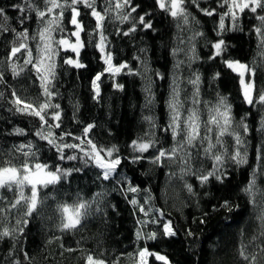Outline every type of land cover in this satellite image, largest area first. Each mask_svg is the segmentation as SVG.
Wrapping results in <instances>:
<instances>
[{"label":"trees","instance_id":"1","mask_svg":"<svg viewBox=\"0 0 264 264\" xmlns=\"http://www.w3.org/2000/svg\"><path fill=\"white\" fill-rule=\"evenodd\" d=\"M221 0H200V6L204 8L217 7ZM25 0H0V8L6 10L4 16L0 15V71L4 72L5 81L0 82V93L4 97L0 98V166H9L4 161H9L11 165L20 167L24 157L14 151L15 146L27 143L31 140L39 148L37 156L40 162L49 165L59 163L64 168H82L81 172H74L71 177L48 188L39 189V200L37 210L30 217V224L26 228V233L19 237V242L13 248L14 240L5 238L0 240V264H11L15 259H19L21 264H29L24 259V251L32 258V264H84V257L88 252L105 259L109 264H136L138 259L137 250L147 246L151 251H158L168 256L171 264H246V261L239 255L241 245L247 246L249 257L256 254L259 264H264V253L260 252L258 245H264V237H260L261 221L258 219L264 215V194L257 193L255 203L249 201L253 199L241 191L251 175V169L257 166L256 147L264 143V134L257 131L259 128V114L253 108L242 101L239 89V78L237 74L221 66L220 60L208 61L211 54L206 46L207 41L216 39L213 31L219 22V16L208 17L191 7L190 11L198 18L200 24L198 31L204 33L203 37L196 40V52L200 59L193 61L192 66L185 64L180 75L185 79L191 73L199 72L201 75L200 93L203 101L215 103L217 94L220 93L229 98L233 105L234 116L239 119L246 112H251L248 123L251 131L247 136L249 164L239 168L229 165L227 171L229 178L224 185L215 181L201 187L192 177L187 181L194 186L198 195L190 196L184 189V181L179 178L177 165L167 159L162 166L154 165L150 162L155 151L139 163H131L125 159L122 162L120 171L127 175L132 186H138L137 193L124 192L120 190L115 181L109 183L97 178L98 170L92 165H85L82 160L58 161L53 151L48 148L43 141L35 137V132L40 128L38 118L15 113L12 105L8 102L11 99V91L15 89L17 95L26 102H33L40 96L39 81L30 66L20 77L13 78L7 65V55L12 46L15 34L3 31L4 27L22 31L29 29L30 35L35 34L41 27L38 24L34 13L31 11L20 12L13 5H23ZM37 3L43 8L42 0ZM103 3V0H98ZM135 4L140 5V14L146 11H153L154 32L145 34L143 31L133 33L130 36H122L115 29L122 28L127 31L129 24L120 25L114 19H110L106 24V35L108 36L110 49L114 51V63L128 61L133 70H141L140 61L134 59L141 55L149 61L150 67L155 71L164 74V79H159L153 74V91L155 93V104L151 112L145 107V79L141 75H130L124 70L115 80L124 85V89L117 90L112 87V79L107 74L102 77L101 98L94 100L91 90V79L96 72L102 71L103 61L100 53L92 46H86L81 51V60L87 65L83 69H75L63 65L66 56H73L71 51L64 52L56 57L58 64L57 88L59 96L54 100L62 106L63 127L60 131H70L79 135L83 126L88 123L95 125L91 132V138L98 145L111 147L118 146L122 150V155L128 157V148L131 140L143 136L148 131V124L143 120L145 115L156 117L157 126L153 129L156 137L160 141V146L170 148L175 143L171 134L163 131L168 122L165 101L169 94V84L171 79L172 66L175 59L184 60L185 55L180 54L173 57L172 49L178 46V36L186 38L191 35L190 31H181L177 28V21L166 13L159 11L153 4V0H135ZM218 11L223 9L217 8ZM264 15V12H260ZM25 15L30 17L24 25L19 23V17ZM114 16V13H113ZM238 27L242 31H227L223 35L230 45L229 54L232 58L248 64L256 71L257 86H264V57L260 55L262 49L258 47V36L253 31L254 26H260V22L255 19L254 14L246 10L239 14ZM70 19V15L68 16ZM83 21L89 27L82 33V39L87 43V32L94 27L95 21L90 16L85 15ZM225 25L231 29L232 21L225 19ZM66 28L71 31L70 25L65 23ZM59 39L60 33H54ZM38 39V37H37ZM74 41V38H72ZM95 39L98 41L99 36ZM37 41L29 40V46L36 55L35 46ZM19 41H16L18 46ZM180 47L187 45L180 44ZM140 48H146V53H139ZM23 56L26 53L18 54L19 58H14L13 62L23 65ZM221 72V77L215 81L212 76L215 71ZM188 94L192 88L186 83L183 85ZM41 97V102H42ZM79 106L76 112L75 105ZM79 123L73 120V113ZM206 119V113L204 115ZM21 128L25 130V135L19 136L13 133V129ZM229 145L232 141L226 138ZM74 142V141H68ZM68 154H73V150H68ZM77 155H80L78 150ZM103 154V153H102ZM201 161L203 167L211 168V160L199 157L194 163V167L200 168ZM36 161H33V163ZM177 173L172 176L171 173ZM258 186L264 189V179L257 178ZM127 185H125L126 187ZM149 190L148 192L144 191ZM97 193H102L99 198V205L103 209L96 211ZM207 193V195H205ZM25 195L30 196V188L25 189ZM149 195L151 202L145 203ZM0 196L5 201H13L16 196L13 191L7 188L0 189ZM136 198L143 204L144 212H140L139 207H134L129 203L132 198ZM220 197L231 199L235 207L231 213L226 211L214 212L212 205L217 203ZM93 201L91 214L83 221L82 226L75 232H61L59 230L60 214L57 205L68 203L72 205L79 200ZM0 207H7L5 202H0ZM150 209L152 211H150ZM159 209L165 213L161 219H172L178 229V235L171 238H159L157 240L141 239L137 241L136 233L140 229L142 233L158 231L162 228L156 224L142 225L137 221H148L159 213L154 210ZM26 205L21 204L17 209L8 214V218L0 217V229L5 226L15 225L16 219L23 217ZM207 212L206 222L201 224L199 218ZM195 221V222H193ZM191 227L195 233L194 237L186 236V229ZM257 239L254 241L253 237ZM79 241V245L77 244ZM63 245V247H61ZM77 249L69 252L67 248ZM14 251V256H9V252ZM103 254V256H101ZM150 264H162L154 257L149 258Z\"/></svg>","mask_w":264,"mask_h":264},{"label":"snow or ice","instance_id":"2","mask_svg":"<svg viewBox=\"0 0 264 264\" xmlns=\"http://www.w3.org/2000/svg\"><path fill=\"white\" fill-rule=\"evenodd\" d=\"M154 6L161 12L177 21V28L183 31H190L191 35L186 38L178 36V46L172 49L173 57L180 54L185 55L184 60L175 59L172 66L171 79L169 84V94L165 101L167 109L168 122L164 127L165 133L171 134L172 140L175 142L172 147L165 148L160 146V141L156 137L154 128L157 126L156 117L149 114L143 116V120L148 124V131L140 137L131 140L128 145L130 155L125 157L122 155V150L116 146L106 147L98 145L91 138V132L95 125L88 123L83 126L79 135L70 131H60L63 127L61 104L55 103L54 100L59 96L57 88L58 64L56 57L60 54V50L64 52L71 51L73 56H66L63 59V65L70 66L75 69L86 68L87 65L81 60V51L86 46H92L100 53V59L103 61L102 71L96 72L91 79V90L94 100L101 98L102 77L107 74L112 79V87L117 90H123L124 85L120 84L115 78L124 70L130 75H141L145 79V105L144 107L151 112L152 106L155 104V93L153 91V74L159 79H164L165 76L159 71H155L150 67L146 57L137 55L134 59L140 61L141 70H133L128 61L114 63V51L110 49L111 42L106 35V24L110 19H114L120 25L130 23L127 31L122 28H116L115 31L122 36H130L133 33L143 31L145 34L154 32V12L149 10L140 14L138 9L140 5L135 4V0H103V3H98V0H42L43 8L37 3V0H25L23 5H13L15 9L24 13L31 11L34 13L36 21L42 26L36 30L35 34L30 35L27 27L22 31L16 29L3 28L5 32H12L15 38L12 41V46L7 55L8 69L11 71L13 78L20 77L29 68L35 73L36 79L39 81L41 90L40 96L36 97L33 102H26L17 95V91H11V99L8 101L15 113L28 115L38 118L40 128L35 132V137L39 141L45 142L50 148L55 158L58 161L82 160L84 164L92 165L97 172V178L102 181L112 183L124 192L137 193L140 191L138 186H132L126 174L120 171L122 162L125 159L131 163H139L145 160L151 151H155V155L151 156L150 162L154 165L162 166L167 159L171 163L177 165L179 169V178L184 181V189L190 196L198 195L194 190L193 184L187 181L190 176L194 178L203 188L215 181L220 185H224L229 178L230 173L227 171L229 165L237 168L248 165V140L247 136L251 131V126L248 123V117L251 112H246L237 119L233 113V105L229 98L220 93L217 94L215 103L203 101L200 93L201 75L199 72L191 73L185 79L180 75L182 67L187 64L192 66L193 61L200 59L196 52V40L198 37H203L204 33L198 31L197 26L200 24L198 18L190 11L191 7H195L197 11L205 16H219V22L213 31L216 34L214 41L209 40L206 46L209 48L210 55L208 61L215 62L220 60L221 66L237 74L239 78V89L242 101L250 106L259 114L258 132L264 134V86H257L256 71L246 63L232 58L229 54L230 45L223 33L231 30L237 31V21L239 14L245 13L246 10L254 14L255 19L260 22V26H254L253 31L258 36V47L262 49L260 55L264 57V0H221L217 7L204 8L200 6V0H153ZM217 8L223 9L218 11ZM6 10L0 8V15L4 16L5 21L7 16ZM114 13V16H113ZM70 15V19L68 16ZM87 15L94 19V27L90 32H87V43L82 39V33L87 31L89 27L83 21V17ZM230 18L232 21L231 29L225 25V19ZM30 17L21 15L19 23L24 25ZM70 25L72 30L69 31L66 26ZM60 33L59 39L54 36V33ZM98 34L99 40L95 39ZM38 37V39H37ZM74 38V41L73 39ZM19 41L16 46V41ZM37 41L35 46L36 55H33V49L29 46L28 41ZM180 44L187 47H180ZM23 52V65L13 62L14 58H19L18 54ZM146 48H140L139 53H146ZM221 77L219 70L215 71L212 80L215 81ZM5 81L4 72L0 71V82ZM190 85L192 91L190 94L186 92L184 84ZM4 97V93H0V98ZM41 97L42 102H41ZM76 112L79 111L78 103L75 105ZM76 112L73 113V120L79 123L76 117ZM206 113V119L204 115ZM15 135H25V130L21 128L13 129ZM226 138H230L232 143L229 145ZM74 141V142H68ZM68 150H73V154H68ZM80 155L76 154V151ZM14 151L20 153L23 157V163L20 167L13 166L9 161L3 163L9 166H0V189L7 188L14 192L16 196L13 201H5L3 196H0V202H5L7 207H0V217L8 218V214L12 210L17 209L19 205H26V211L23 217L16 219L15 225L5 226L0 229V240L11 238L14 240L13 248L19 242V237L26 233V228L30 224V217L37 210L41 203L39 200V189L48 188L62 182L66 178L71 177L74 172H81L82 168H64L59 163L49 165L48 163L40 162L37 156L39 148L29 140L27 143H22L15 146ZM103 153V154H102ZM211 160V168L194 167V163L199 157ZM257 166L251 169V175L247 185L241 189L242 192L253 197L249 202L255 203L257 193L264 194V189L258 186L257 178L264 179V143L256 147ZM33 161H36L33 163ZM172 176L177 173H171ZM125 185H127L125 187ZM30 188L31 195H25V189ZM148 192L149 190L145 189ZM102 193H97L96 211L101 212L103 209L99 205V198ZM207 195V193H205ZM151 202L149 195L145 203ZM129 203L134 207H139L140 212L145 211L143 204L136 198H132ZM93 201L79 200V202L69 205L62 203L57 205V211L60 214L61 220L59 230L61 232H75L78 230L83 221L91 214ZM235 207L228 197H220L217 203L212 205V211H226L231 213ZM150 211H152L150 209ZM159 215H154L151 220L140 221L138 224H156L162 228L158 231L150 233H142L137 230V241L143 239L157 240L161 237L171 238L178 235V229L175 227L172 219H161L165 216L162 210L156 209ZM208 213L199 218L201 224L206 222ZM261 221L259 233L260 237H264V215L258 217ZM195 222V221H193ZM186 236L194 237L195 233L191 227L186 229ZM256 236L253 237L255 241ZM79 245V241H77ZM63 247V245H61ZM260 252L264 253V245H258ZM247 246L241 245L239 255L246 261V264H259V258L256 254L249 255L246 250ZM69 252L76 251L71 247L66 249ZM14 251L9 252V256H14ZM103 256V254H101ZM136 264H150L149 258L154 257L156 261L162 264H171L168 256L161 254L158 251H151L147 246L137 250ZM24 259L32 264V258L24 251ZM11 264H21L19 259H15ZM84 264H109L103 258L95 256L92 252H88L84 257ZM117 264V262H113Z\"/></svg>","mask_w":264,"mask_h":264},{"label":"rangeland","instance_id":"3","mask_svg":"<svg viewBox=\"0 0 264 264\" xmlns=\"http://www.w3.org/2000/svg\"><path fill=\"white\" fill-rule=\"evenodd\" d=\"M74 58V57H73Z\"/></svg>","mask_w":264,"mask_h":264}]
</instances>
